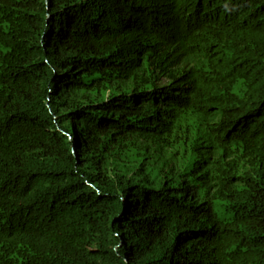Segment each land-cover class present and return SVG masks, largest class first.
Instances as JSON below:
<instances>
[{
	"label": "trees",
	"instance_id": "1",
	"mask_svg": "<svg viewBox=\"0 0 264 264\" xmlns=\"http://www.w3.org/2000/svg\"><path fill=\"white\" fill-rule=\"evenodd\" d=\"M0 264H264V0H0Z\"/></svg>",
	"mask_w": 264,
	"mask_h": 264
},
{
	"label": "rangeland",
	"instance_id": "2",
	"mask_svg": "<svg viewBox=\"0 0 264 264\" xmlns=\"http://www.w3.org/2000/svg\"><path fill=\"white\" fill-rule=\"evenodd\" d=\"M162 83H165L167 82L166 79H163L161 80ZM148 154H149V157H151L152 161L154 159V168H155V173L160 169L161 166H163L164 162H165V157L162 155V150H155L154 149V158H153V155L152 153L148 150ZM143 156L142 154H139L137 152V150L133 151L132 155H131V158H128V162L127 163H120V162H116L115 160H112V165H111V168H112V172L111 174L112 175H116L118 173V171H116V168L117 167H121V171H119V173L121 172L122 174H125V175H128L129 177L131 178H141V179H144L146 177V171L147 169L142 173V161H143ZM148 161V158L147 160ZM159 163L158 165H156V163ZM147 164V162H146ZM149 164L145 165L148 167ZM114 169V170H113ZM170 170V168H169ZM174 178V181L177 185H180L181 184V179L174 175L173 176Z\"/></svg>",
	"mask_w": 264,
	"mask_h": 264
}]
</instances>
